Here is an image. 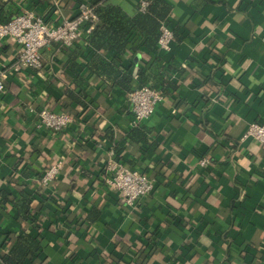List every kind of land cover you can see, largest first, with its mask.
Here are the masks:
<instances>
[{"label":"crops","instance_id":"1","mask_svg":"<svg viewBox=\"0 0 264 264\" xmlns=\"http://www.w3.org/2000/svg\"><path fill=\"white\" fill-rule=\"evenodd\" d=\"M80 1L89 0L0 4L12 18L29 11L55 22L75 15ZM113 1L132 10L135 0ZM170 1L174 38L160 54L173 89L137 124L148 130L145 144L126 139L137 126L128 92L88 71L94 50L84 38L70 49L42 47L39 73L14 72L19 47L0 39V264L26 233L38 250L21 264H264V143L241 139L250 123L264 121V0ZM141 53L124 54L122 68L135 75L151 55ZM79 72L89 84L85 106L71 101L73 121L60 131L37 129L38 110L62 111ZM112 146L155 180L134 208L103 182ZM52 160L63 167L43 187ZM22 195L36 222L16 217L9 200Z\"/></svg>","mask_w":264,"mask_h":264},{"label":"trees","instance_id":"2","mask_svg":"<svg viewBox=\"0 0 264 264\" xmlns=\"http://www.w3.org/2000/svg\"><path fill=\"white\" fill-rule=\"evenodd\" d=\"M142 2H146L143 9H141ZM89 3L98 16V22L90 34L84 37L85 43L94 50L88 71L94 73L97 79L105 78L112 85L128 93L137 87L147 85L164 94V99L170 96L172 94L170 90L173 89V84L168 80L170 63L161 57L157 42L161 27L170 25V16L173 12L172 2L170 0H135L132 10L126 4L122 5L113 0H89ZM12 16L0 4V24L10 21ZM57 44L61 49H70V47ZM111 49L115 53L114 56L106 58V50ZM143 50L149 51L151 55L148 60L139 62L135 75L130 73L131 66L126 67L127 70L122 68L124 54H135L140 59L144 54L141 53ZM71 69L77 70L75 59L72 61ZM88 86L87 79L79 72L74 78L73 84L64 90L66 102L61 105L62 111L70 114L65 110L71 101L78 102L84 107L82 99ZM146 130L144 126L137 125L132 128L126 139L135 143L141 140L145 144L148 132ZM115 152L116 154L119 152L116 147ZM53 162L54 160L49 162L44 170ZM127 166L137 169L132 164H127ZM1 196L2 203L8 201L6 193H2ZM9 201L16 208L18 219L36 222V216L31 214L30 204L32 201L29 197L22 195L18 199L16 197ZM37 250L38 244L34 238L27 233L19 234L9 253L2 257V263L21 264L25 259L31 258Z\"/></svg>","mask_w":264,"mask_h":264},{"label":"built area","instance_id":"3","mask_svg":"<svg viewBox=\"0 0 264 264\" xmlns=\"http://www.w3.org/2000/svg\"><path fill=\"white\" fill-rule=\"evenodd\" d=\"M146 2L141 3V9ZM98 22V16L89 1H80L75 15L62 18L60 21L48 22L33 12L20 13L10 21L0 24V39L11 37L19 49L16 61L12 67L14 72L26 69L37 73L42 68L41 48L52 43H59L72 47L79 39L86 37ZM174 38L173 31L168 26L161 27L158 38L160 51L170 50ZM6 71L0 68V92L5 89ZM164 100V94L147 85L135 88L128 93V101L132 113L131 124L137 125L143 120L150 119L156 106ZM37 129H51L60 131L73 120L65 112H56L50 107L43 106L37 112ZM252 139L264 143V121L252 122L242 135L241 139ZM106 161L103 167V182L117 193L120 203L128 208H134L141 198L151 194L155 188V180L147 173L132 169L120 158L114 147L106 151ZM208 160H200L201 166H206ZM63 167L62 160H56L42 173L39 184L50 187L58 178Z\"/></svg>","mask_w":264,"mask_h":264}]
</instances>
